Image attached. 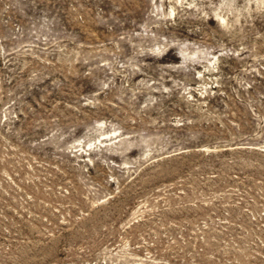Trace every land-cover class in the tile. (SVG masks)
Instances as JSON below:
<instances>
[{
    "label": "rangeland",
    "instance_id": "rangeland-1",
    "mask_svg": "<svg viewBox=\"0 0 264 264\" xmlns=\"http://www.w3.org/2000/svg\"><path fill=\"white\" fill-rule=\"evenodd\" d=\"M0 264H264V0H0Z\"/></svg>",
    "mask_w": 264,
    "mask_h": 264
}]
</instances>
